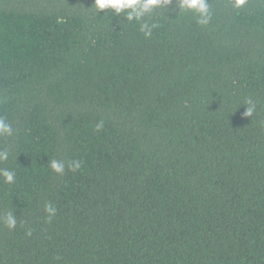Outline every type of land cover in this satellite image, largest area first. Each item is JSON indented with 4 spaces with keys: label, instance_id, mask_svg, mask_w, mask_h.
I'll use <instances>...</instances> for the list:
<instances>
[{
    "label": "trees",
    "instance_id": "trees-1",
    "mask_svg": "<svg viewBox=\"0 0 264 264\" xmlns=\"http://www.w3.org/2000/svg\"><path fill=\"white\" fill-rule=\"evenodd\" d=\"M208 2L146 40L94 0H0V264H264V0Z\"/></svg>",
    "mask_w": 264,
    "mask_h": 264
},
{
    "label": "clouds",
    "instance_id": "clouds-1",
    "mask_svg": "<svg viewBox=\"0 0 264 264\" xmlns=\"http://www.w3.org/2000/svg\"><path fill=\"white\" fill-rule=\"evenodd\" d=\"M234 10H239L244 7L247 0H229ZM175 5L174 7L172 5ZM94 8L97 13L108 12L115 17H123L127 23L139 24V31L143 34L146 40L152 37L153 31L160 27V24L155 21L157 15L165 16V13L175 12L177 17L184 14H191L196 24L201 28H206L213 19V9L208 0H94L90 9ZM246 110L243 117L250 118L255 112V104L251 99L244 101ZM104 127V121L100 120L95 131L99 132ZM12 123L5 117L0 116V139L12 137L14 135ZM9 151L0 149V162L7 161ZM47 167L55 174L63 176L66 168L69 171L76 172L82 167V162L79 159L63 161L60 159L49 160ZM0 178L8 185L16 182V174L8 169H0ZM44 211L47 214L48 222L56 216L57 209L52 203H47L44 206ZM4 225L9 231L15 230L17 227V218L13 212L7 213L3 217ZM32 230L27 231V235L31 236Z\"/></svg>",
    "mask_w": 264,
    "mask_h": 264
}]
</instances>
